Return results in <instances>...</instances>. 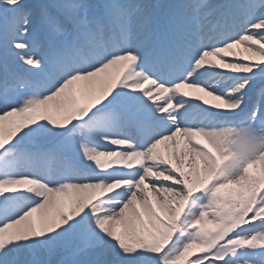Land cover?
I'll return each mask as SVG.
<instances>
[{
    "label": "snow or ice",
    "instance_id": "1",
    "mask_svg": "<svg viewBox=\"0 0 264 264\" xmlns=\"http://www.w3.org/2000/svg\"><path fill=\"white\" fill-rule=\"evenodd\" d=\"M0 264H264V0H0Z\"/></svg>",
    "mask_w": 264,
    "mask_h": 264
}]
</instances>
